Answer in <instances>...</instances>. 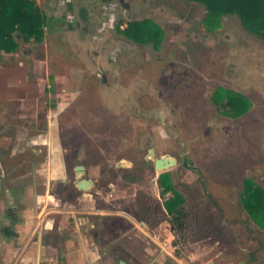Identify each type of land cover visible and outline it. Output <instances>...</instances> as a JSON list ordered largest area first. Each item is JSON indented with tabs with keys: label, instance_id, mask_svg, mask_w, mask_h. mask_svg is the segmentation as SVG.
Here are the masks:
<instances>
[{
	"label": "rangeland",
	"instance_id": "obj_1",
	"mask_svg": "<svg viewBox=\"0 0 264 264\" xmlns=\"http://www.w3.org/2000/svg\"><path fill=\"white\" fill-rule=\"evenodd\" d=\"M116 2L130 9L125 14L119 8L118 21L151 20L164 33L159 49L150 42L144 46L131 43L127 51L105 48L108 55L119 57L113 64L115 74L110 76V82L134 86L133 89L130 92L117 89L110 102L105 103L97 91L105 78L97 75L101 66L95 65L87 72L91 85L96 86L89 100L85 102L82 97L73 107L58 109L52 73L65 71L62 59L51 58L40 66L36 58L46 56L43 45L21 42L17 54L5 62L7 65L0 64L3 67L0 68V164L10 180L26 175L34 165L40 166L46 151L35 157L31 150L33 142L48 143L49 126L55 120L68 153L71 145L76 141L82 145L87 136L96 153L102 149L97 157L82 162L91 169V175L96 174L100 196L110 201L105 205L108 210L125 212L138 220L152 215V226L164 222L163 206H156L144 196L151 195L157 175H163L153 174L152 162L144 160L154 147L157 158L168 154L179 160L177 167L164 174L183 195L193 226L197 227L196 223L201 222L196 219L203 217L209 224L212 240L224 234L221 230L225 228H241L239 223L249 215L241 200L243 182L253 179L264 188V40L246 30L238 16L215 20L205 5L188 0ZM105 29L101 28L99 33L108 39L110 34L118 37L114 30ZM87 32L90 34L92 30ZM89 45L91 52L98 47ZM61 50L72 59L71 49ZM81 51L86 53L88 49ZM51 54L49 49L47 55ZM35 71L43 74L44 81L33 74ZM218 89L246 97L250 103L247 112L239 118L225 114L213 102ZM9 98H13L12 109L4 104ZM76 121H86L91 128L89 135L88 130L72 131L78 139L72 142L69 127L70 122ZM125 159L133 164L130 175L137 180L135 185L123 182L120 177L129 174L116 169ZM67 160L71 166L80 162L69 154ZM96 167L99 170L93 171ZM108 181H114L115 187L108 189ZM138 192L142 193V206L152 203L151 212L138 205L134 197ZM107 227L110 241L118 228L128 231L131 225L116 221ZM130 236L125 238L126 245L134 243Z\"/></svg>",
	"mask_w": 264,
	"mask_h": 264
},
{
	"label": "crops",
	"instance_id": "obj_2",
	"mask_svg": "<svg viewBox=\"0 0 264 264\" xmlns=\"http://www.w3.org/2000/svg\"><path fill=\"white\" fill-rule=\"evenodd\" d=\"M33 1L47 19L44 39L41 42L32 40L26 43L17 37V42L19 47L21 42L26 45H43L46 56L36 58L40 66L49 63L51 58L62 59L64 64L62 71L64 69L65 71L52 73L55 76L53 84L58 109L73 107L78 101L87 102L89 100V95L93 89H96V86L91 85V80L88 79L90 73L87 72L95 65L101 66L100 74L97 75L105 78L104 83L97 89L105 103L110 102L113 91L118 89L130 92L133 89L134 86L128 88V86H118L110 82V76L115 74V71H112L113 64L119 57L108 55L105 53V48L111 46L127 51L131 43L137 46L146 44H139L122 34L128 26L123 31L118 30V37L110 34L108 39L103 36V33H99V30L103 29L102 24L108 21V18H104L101 13L112 5L116 6L117 0ZM121 5L122 11L130 12L128 7ZM70 9L76 13L77 11L85 12L84 19H77V23L73 26L66 22L67 11ZM82 21L92 30L90 34L87 30H81ZM90 43L98 46L96 50L90 51ZM100 44L104 46L99 51ZM119 44H122V47ZM66 47L71 49L72 59H68L67 54L61 52V48ZM83 48L88 51L82 53ZM49 49L52 51L51 56L47 55ZM16 54L17 52L7 54L2 51L0 62H3L0 64L7 65L5 62L11 60ZM25 55L28 57V53ZM72 60L75 65L71 64ZM0 68L3 67L0 66ZM39 71L33 74L44 81L43 74ZM94 72L97 71L94 70ZM118 99L121 104L123 100L120 95ZM10 101H13V98L6 99L4 104L7 103L5 107L12 109L14 104ZM50 124V141L41 144L33 142L34 148L31 149L35 157H40L46 151L44 162L40 166L34 165L26 175L10 180L8 172L0 164L5 177L2 206H5L7 211V215H0V264H264V215L261 224L255 222L250 215H245L243 223L236 221L242 224L241 228H225L224 231L221 230L224 234L215 240H212L209 224L203 217L197 218L201 222L196 223L197 227L189 223L184 232L176 234L169 222L171 215L164 206L173 194L168 193L171 195L168 198H165L168 194H162V188L159 186L160 175H157L155 179L157 183L151 195L145 193L144 196L153 203L155 202V205L163 206L166 212L164 222L152 226L150 223L153 220L152 215L138 220L135 216L130 218L128 214H123L125 212L110 211L105 208L110 201L107 197L100 196L102 192L97 190L96 174L91 175V169L86 162H82V160L97 157V154L102 153H98L102 149H98L96 153L90 147V139L87 136L82 145L77 141L73 147L71 145L68 153L62 141L61 129L57 128L55 120ZM69 128L71 130L69 138L73 142L78 139L74 137L72 131H86L91 127H87L86 121H76L75 123L70 122ZM89 130L87 135H89ZM56 131L60 133L56 134ZM91 135L93 136L92 133ZM42 145L47 147L42 148ZM80 146H82L81 149ZM72 148H75V152ZM151 149L154 150L155 156L156 149L151 147L149 150ZM67 154L80 159V162L71 166L67 160ZM163 156L174 157L168 154ZM155 159L158 158L155 157ZM150 160L152 162L150 169H153L151 171L155 175L159 172L164 174L179 165L177 159L178 164L175 167L166 171H158L154 159ZM145 161L150 162L147 159ZM80 165L85 169L83 178L93 182L92 186L86 190L78 187L76 167ZM132 167L133 164L126 159L116 166L117 170L129 174L127 177H123L124 175L120 177L123 182L128 181L129 185L138 183L134 176L130 175ZM98 168L92 170H99ZM171 182L176 189L175 183ZM106 187L108 189L115 187V182L108 181ZM141 195V192L134 195L138 205L141 209H150L151 212L152 203L142 206L144 200ZM161 196L165 198L164 201L160 199ZM116 221H127L131 227L128 231L118 228L114 237L109 241L107 226ZM104 230L107 233H104ZM226 235H231L232 238L228 240L222 237ZM127 236H130L129 239L133 238V244H125ZM141 241L144 243L140 244Z\"/></svg>",
	"mask_w": 264,
	"mask_h": 264
},
{
	"label": "trees",
	"instance_id": "obj_3",
	"mask_svg": "<svg viewBox=\"0 0 264 264\" xmlns=\"http://www.w3.org/2000/svg\"><path fill=\"white\" fill-rule=\"evenodd\" d=\"M203 4L212 19L236 15L244 28L264 40V0H188ZM47 19L33 0H0V53L17 52V37L26 43L41 42L45 36ZM210 23V22H209ZM127 38L139 43L153 42L159 49L164 38L162 29L151 20L130 22L122 32ZM213 102L224 113L239 118L247 112L250 103L246 97L225 89H218L213 95ZM162 194L173 193V197L164 203L171 215L170 224L176 234L184 232L190 223V215L185 206L184 197L174 189L171 179L163 174L159 179ZM243 207L251 218L261 224L264 215V188L253 179L243 182L241 196ZM198 220V219H196Z\"/></svg>",
	"mask_w": 264,
	"mask_h": 264
},
{
	"label": "flooded vegetation",
	"instance_id": "obj_4",
	"mask_svg": "<svg viewBox=\"0 0 264 264\" xmlns=\"http://www.w3.org/2000/svg\"><path fill=\"white\" fill-rule=\"evenodd\" d=\"M121 4H124V3H118V4H116V6L115 5H112V6H110V8H108L107 10L105 9L102 13H101V15L105 18V17H107L108 18V21L107 22H104L103 24H102V27H103V29H105V28H108V29H110V30H114L115 31V33H117V32H119L118 30H124L127 26H128V24H129V22L128 23H126V24H124L125 26L124 27H122V23H124V19H123V21H118V19H117V17H116V13H117V9H119V8H121L122 7V5ZM127 4V3H126ZM120 6V7H119ZM119 7V8H118ZM68 12V18H66V22H67V24L68 25H70V26H73V25H75L76 23H77V19L79 20V18H81V19H84V17H85V12H82V11H77V13L76 12H74L73 11V9L71 10H69V11H67ZM125 14L127 13V11L125 10V11H123ZM82 26H81V30H88L90 27H88L83 21H82ZM122 24V25H121ZM149 153H150V150H148V152H147V154L145 155V157H144V160H146L145 158H147V156L149 155ZM155 157L157 158V155H156V153H155ZM161 158V157H160ZM148 161H151V160H148ZM2 172H4V171H2ZM4 176H3V174L1 173L0 174V179H2V190L0 191V209H2V211L0 212V215H7V211H6V207L5 206H2V203H4V201H3V197L2 196H4V195H2V192H4Z\"/></svg>",
	"mask_w": 264,
	"mask_h": 264
},
{
	"label": "water",
	"instance_id": "obj_5",
	"mask_svg": "<svg viewBox=\"0 0 264 264\" xmlns=\"http://www.w3.org/2000/svg\"><path fill=\"white\" fill-rule=\"evenodd\" d=\"M147 160L154 159L155 161V167L158 171H166L172 167H175L178 164V161L174 157L170 156H163L161 158L155 159L154 156V150L151 149L149 155L146 158ZM126 164V163H125ZM76 177L78 179V187L80 189H88L90 186H92L93 182L91 180H87L83 178L85 176V169L84 166H77L76 167ZM2 173V170L0 169V174ZM2 190V179H0V191Z\"/></svg>",
	"mask_w": 264,
	"mask_h": 264
},
{
	"label": "built area",
	"instance_id": "obj_6",
	"mask_svg": "<svg viewBox=\"0 0 264 264\" xmlns=\"http://www.w3.org/2000/svg\"><path fill=\"white\" fill-rule=\"evenodd\" d=\"M125 25H122V27H124Z\"/></svg>",
	"mask_w": 264,
	"mask_h": 264
}]
</instances>
